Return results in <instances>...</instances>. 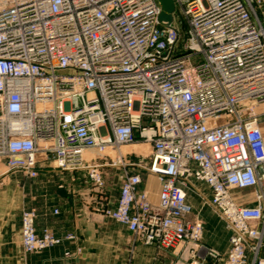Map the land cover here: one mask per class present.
<instances>
[{
	"label": "built area",
	"instance_id": "2783aa9c",
	"mask_svg": "<svg viewBox=\"0 0 264 264\" xmlns=\"http://www.w3.org/2000/svg\"><path fill=\"white\" fill-rule=\"evenodd\" d=\"M174 3L185 50L182 20L164 25L158 0H0V160L30 179L84 171L101 197L103 169L118 168L119 194L97 210L137 240L185 245L181 264H264V0ZM247 189L252 206L233 194ZM191 194L231 231L226 253L203 242ZM36 218L22 213L26 253L74 239Z\"/></svg>",
	"mask_w": 264,
	"mask_h": 264
},
{
	"label": "crops",
	"instance_id": "0c3cea01",
	"mask_svg": "<svg viewBox=\"0 0 264 264\" xmlns=\"http://www.w3.org/2000/svg\"><path fill=\"white\" fill-rule=\"evenodd\" d=\"M257 12L263 21L261 11ZM5 169L0 160V264H181L185 245L176 248L146 245L125 226L99 212V203H107L117 195L107 188L106 196L101 197L84 179V171L45 167L39 169L36 178L30 179L21 172ZM197 186L210 195L207 186L201 183ZM141 189L148 191L151 201H157L160 184L155 176L144 174ZM254 195L255 189H247L235 193L234 197L239 204L252 206ZM195 197L199 196L191 194L189 197L192 205ZM197 203L199 211L196 213L194 208L193 211L204 222L203 242L226 253L231 231L220 217L200 215L202 210L212 207L204 206L201 200ZM25 209L36 211L38 232L47 229L58 237L70 234L74 239H64L55 247L26 253L21 234ZM248 256L247 264H253V254ZM259 257H264V246Z\"/></svg>",
	"mask_w": 264,
	"mask_h": 264
},
{
	"label": "rangeland",
	"instance_id": "374dc122",
	"mask_svg": "<svg viewBox=\"0 0 264 264\" xmlns=\"http://www.w3.org/2000/svg\"><path fill=\"white\" fill-rule=\"evenodd\" d=\"M175 17H176L177 21H179L180 19L182 20V23L179 25V28L181 31L180 48H181V50H185L186 45H187V28H188V26H187L186 20L180 16V13L178 11H176ZM87 151H88L87 153H89V154H95L96 153V151L94 149H89ZM137 151H139V150H137ZM139 152H141L142 154L145 153V151H139ZM89 158L90 157H87V159H89ZM97 162L98 163H106V162L111 163V160H110L109 156H104V157L97 156ZM103 171L105 172V179H104L105 180V189H106L105 191L107 192L108 191L107 188H109L110 190H114L116 195L118 196L120 188H121V184H122V179H121L122 171L118 168H113V167H106L103 169ZM84 179L86 180L87 178L84 177ZM87 181L90 183L89 184L90 187L94 188L93 183L88 179H87ZM237 192H239V190L234 191L233 194H235ZM198 200H201V199H199V197H195L193 199V205H192L194 210L196 211V213L199 211L197 208ZM202 204L205 206L203 201H202ZM205 209L206 210H202L200 212V215H202L203 217H220V215L217 213V211L214 210L213 208L208 207ZM196 216L199 217L198 215H196ZM202 216H200V217H202Z\"/></svg>",
	"mask_w": 264,
	"mask_h": 264
},
{
	"label": "water",
	"instance_id": "95a60500",
	"mask_svg": "<svg viewBox=\"0 0 264 264\" xmlns=\"http://www.w3.org/2000/svg\"><path fill=\"white\" fill-rule=\"evenodd\" d=\"M161 6L160 21L164 24H171L174 19L175 3L174 0H158Z\"/></svg>",
	"mask_w": 264,
	"mask_h": 264
},
{
	"label": "bare ground",
	"instance_id": "6f19581e",
	"mask_svg": "<svg viewBox=\"0 0 264 264\" xmlns=\"http://www.w3.org/2000/svg\"><path fill=\"white\" fill-rule=\"evenodd\" d=\"M87 152H88V151L85 152V156H86V157H92V156L94 155V154H89V153H87ZM4 171H6V169H5Z\"/></svg>",
	"mask_w": 264,
	"mask_h": 264
}]
</instances>
